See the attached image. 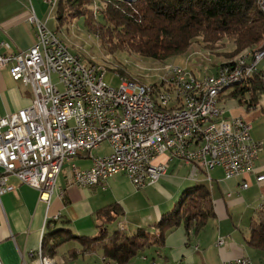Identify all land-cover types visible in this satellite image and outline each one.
Instances as JSON below:
<instances>
[{"label":"built area","instance_id":"built-area-1","mask_svg":"<svg viewBox=\"0 0 264 264\" xmlns=\"http://www.w3.org/2000/svg\"><path fill=\"white\" fill-rule=\"evenodd\" d=\"M29 20L36 27L34 44L26 51L0 52V67L8 66L12 78L34 93L31 105L0 118V195L14 190L8 182L13 175L50 204L66 161L72 167L70 182L78 187L124 174L135 188H145L167 174L172 159L189 165L194 179L205 172L211 180L210 172L217 167L226 179H244L256 171L264 141L252 137L251 124L242 116L227 115L222 95L247 84L259 70L264 82V50L202 76L208 94L199 99H192L197 75L186 65L173 67V75H162V82L156 83L162 84L159 98L171 103L170 112H163L151 110L144 89L127 88L124 82L110 86L101 67L79 62L33 8ZM104 142L110 152L92 154ZM84 153L92 166L82 169L75 158ZM162 155H168L166 161H158ZM256 179L264 181V174ZM249 186L248 180L242 181L241 188ZM30 254L39 257L38 252ZM223 264L254 263L241 256Z\"/></svg>","mask_w":264,"mask_h":264},{"label":"crops","instance_id":"crops-1","mask_svg":"<svg viewBox=\"0 0 264 264\" xmlns=\"http://www.w3.org/2000/svg\"><path fill=\"white\" fill-rule=\"evenodd\" d=\"M56 4L57 0H0V52L7 55L28 50L36 40V27L29 20L31 9L49 27L55 16ZM4 42L7 45L1 44ZM216 67L196 69L211 74ZM33 100L32 88L15 81L8 66L0 67V118L31 105ZM100 148L101 146L94 149L92 154H98L97 149ZM167 157L168 155H162L158 161H166ZM259 161L260 157L256 162V171L244 179H226L223 169L217 167L210 172L211 180H208L205 172H199L197 179L191 178V167L172 159L168 163L167 174L144 190L153 194L159 192L162 197H158L156 202H149L146 208L136 210L135 215L129 218H124L126 207L130 212L129 197L125 194L120 196L117 192L118 180L128 179L124 174H118L93 187H78L70 182L71 164L66 167L64 165L57 178L50 204L39 200L37 189L11 175L8 182L14 186V190L0 195L1 262L41 264L39 257L30 253L42 251V240L47 227H60L67 222L76 234L93 236L99 231L96 211L115 202L123 207L121 215L124 216L116 217L118 223L114 230L123 226L127 232L134 233L139 227H148L151 232H155L153 224L162 213L175 205V199L187 187L204 182L211 188L216 217L209 219L207 225L196 233H188L183 225L178 226L166 235L162 246H152L154 253L150 255L145 250L146 252L135 256L129 264H147L151 259L161 264H223L229 259L241 256L250 258L254 264H264V251L249 245L250 227L241 215V210L236 209L245 201V196H239V192L251 188H241L243 180L250 182L254 179L259 191L264 187V181L258 182L256 179L258 174H264ZM75 163L79 168L85 169L92 166V159L89 154L84 153L75 158ZM220 240H223L222 244H219ZM73 248L76 249L77 256L69 259L67 252ZM79 250V242L71 240L61 245L57 254L52 257L58 264H98L97 261L107 264L100 253L81 255ZM109 264L116 263L111 261Z\"/></svg>","mask_w":264,"mask_h":264},{"label":"trees","instance_id":"trees-1","mask_svg":"<svg viewBox=\"0 0 264 264\" xmlns=\"http://www.w3.org/2000/svg\"><path fill=\"white\" fill-rule=\"evenodd\" d=\"M93 1L57 0L55 17L60 25L83 18L89 31L101 36L110 50L126 49L144 57L167 60L184 54L199 38L208 45L230 38L235 54L248 48H264V11L259 0H101L104 7L100 16L91 7ZM260 74L259 70L247 84L235 86L230 95L250 92L244 102L247 108L255 106L264 96ZM121 214L123 207L117 202L98 209L99 231L93 236L76 234L67 222L60 227H47L42 254L55 256L61 245L75 240L80 244L81 255L98 252L107 262L129 264L146 248L162 246L166 235L178 226L196 233L217 215L211 188L204 182L182 192L175 205L153 224L155 232L148 227H139L134 233L121 228L110 231L108 224ZM248 243L264 251V204L251 219ZM67 253L69 259L77 256L75 248Z\"/></svg>","mask_w":264,"mask_h":264},{"label":"rangeland","instance_id":"rangeland-1","mask_svg":"<svg viewBox=\"0 0 264 264\" xmlns=\"http://www.w3.org/2000/svg\"><path fill=\"white\" fill-rule=\"evenodd\" d=\"M259 3L261 8L264 7V0H259ZM91 7L94 9L96 14L100 16V10L102 7H104V3L101 0H94ZM49 27L57 32V36H59L63 42H66L64 43L67 44L72 52L77 53V55L83 59L84 64H97L99 67L104 69V72L107 73L104 80L108 85L113 87H118L125 79H131L135 83L142 82L143 84H154L159 82L161 81V68L172 63L186 65V67L188 66L189 70L193 74L197 75V78H203V74H208V72H203V70L200 72V70H197L196 67L206 70L212 66L216 67L224 62L236 60L250 51H256L248 48L235 54V45L230 38H225L224 40L213 45H208L205 41L199 38L192 42L191 46L184 54L172 57L167 60H160L144 57L138 53L130 52L126 49H108L101 36L99 37V35L89 31L84 23L83 18H77L73 20L72 23L60 25L54 16L53 20L49 23ZM262 65H264V63L261 64V67ZM260 71L262 72V70ZM262 73L260 74L261 81ZM234 88L235 87H230L226 89L222 95V103L227 110V115L242 116L249 124H251L252 137L256 141H264V96L258 100L255 106L247 108L248 106L244 100L250 97V92H246L244 95L239 94L238 96H232L230 93ZM240 99H243V101L241 102ZM97 150L98 154H108L110 152V147L106 142H104L101 145V148ZM259 157V165L261 168H263L262 171L264 172V145L260 149ZM68 164L69 162L66 161L65 167ZM126 177L128 178V176ZM128 179L122 178L118 180L117 192L120 196L124 194L128 195L130 212L125 206V216L120 215L118 218H122L123 216L124 218L132 217L135 215L134 212L136 210L140 208H146L149 202H156L158 197H162L159 192H155V194L151 193L150 191L145 192L144 190L147 187L140 189L135 188L130 179ZM250 186L251 188L239 192V196H245L243 197L245 198V201L236 208L237 211L238 209L241 210V215L243 216L244 220H246L248 223L247 226L249 227L252 217L257 213V209L260 208V205L264 203V187L262 191H259L254 179L250 180ZM179 198L180 195L175 200L177 201ZM247 208L248 210H246ZM117 223L118 222L116 219L112 223L108 224L109 230L113 231ZM121 229L126 231L123 226ZM151 248L152 247L145 249L148 253H150V255L151 253H154L153 249L151 250ZM157 258L162 260L161 257ZM149 262L150 261H147V264ZM97 263L103 264L100 261H97Z\"/></svg>","mask_w":264,"mask_h":264},{"label":"bare ground","instance_id":"bare-ground-1","mask_svg":"<svg viewBox=\"0 0 264 264\" xmlns=\"http://www.w3.org/2000/svg\"><path fill=\"white\" fill-rule=\"evenodd\" d=\"M263 8V7H262ZM52 34L57 37L59 43L62 46H66L67 50H70L67 44H65L61 39L57 36L55 31H52ZM264 48L262 50L256 51L255 53L263 52ZM71 51V50H70ZM255 53H247L241 56L240 58L233 60V61H227L222 63L221 65H231V64H238L242 58H248L250 54ZM75 57L79 60V62H82L83 65H86L83 63V60L79 55L76 53ZM166 65V64H165ZM87 66H98L97 64H88ZM99 67V66H98ZM173 67H180V64H167L165 67H162V73L160 74V80L159 82H162V75H173ZM101 71L104 72V69L101 68ZM122 82H124L125 87L131 88V89H144L145 95L147 97V103L148 106H150L151 110H157V111H163V112H170L171 110V103L168 102V100H161L159 97H161L162 92V84H143L141 83H135L131 79H125ZM138 82V81H137ZM208 94V84L205 78H197L196 76H193V85H192V99H199V96H206ZM264 145V142H263ZM34 188V187H33ZM36 189V188H35ZM39 192V191H38ZM39 258L44 261V264H58L56 260L53 257H46L42 255L41 251L38 253ZM150 262H157L155 260H151ZM110 262H107L109 264Z\"/></svg>","mask_w":264,"mask_h":264},{"label":"water","instance_id":"water-1","mask_svg":"<svg viewBox=\"0 0 264 264\" xmlns=\"http://www.w3.org/2000/svg\"><path fill=\"white\" fill-rule=\"evenodd\" d=\"M0 264H3V263L1 262V259H0Z\"/></svg>","mask_w":264,"mask_h":264}]
</instances>
